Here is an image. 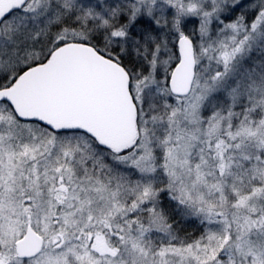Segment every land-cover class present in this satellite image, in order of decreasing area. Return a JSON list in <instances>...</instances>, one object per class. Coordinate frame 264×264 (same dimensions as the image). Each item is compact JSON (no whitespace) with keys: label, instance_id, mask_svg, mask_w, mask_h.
I'll list each match as a JSON object with an SVG mask.
<instances>
[{"label":"rangeland","instance_id":"rangeland-1","mask_svg":"<svg viewBox=\"0 0 264 264\" xmlns=\"http://www.w3.org/2000/svg\"><path fill=\"white\" fill-rule=\"evenodd\" d=\"M97 1L104 13H124L113 31L138 40L130 50L149 64L130 84L138 137L128 150L101 154L84 136L19 122L0 103V264H264V205L255 204L264 197L255 189L264 184V101L258 106L253 95L264 0ZM85 3L28 0L2 21L0 84L18 80L51 48L86 41L82 30L94 16L79 18ZM50 32L52 42L44 41ZM184 35L196 69L179 98L169 81ZM149 93L163 101L157 112ZM172 210L224 232L218 245L175 239ZM28 228L44 247L21 260L15 244ZM153 233L176 245L145 243Z\"/></svg>","mask_w":264,"mask_h":264},{"label":"water","instance_id":"water-1","mask_svg":"<svg viewBox=\"0 0 264 264\" xmlns=\"http://www.w3.org/2000/svg\"><path fill=\"white\" fill-rule=\"evenodd\" d=\"M27 0H0V22ZM179 62L170 75L175 97L187 96L195 77L193 41H177ZM125 69L91 46L70 43L51 59L24 72L10 88L0 90V102L21 122L51 130H80L102 146L124 150L137 138L136 107ZM44 239L32 228L15 244L18 259L30 260L43 250Z\"/></svg>","mask_w":264,"mask_h":264},{"label":"trees","instance_id":"trees-1","mask_svg":"<svg viewBox=\"0 0 264 264\" xmlns=\"http://www.w3.org/2000/svg\"><path fill=\"white\" fill-rule=\"evenodd\" d=\"M78 2H76V4H79ZM85 2L87 4L85 3L86 5H83V7H82L83 9L80 10L81 12L79 11L77 13L79 18L81 19V16L87 12L88 14L94 16L91 18L95 21L97 20V22L99 24L96 25V22H94L92 19L90 21L86 22V24L88 25V28L86 30L81 29L82 33L86 37L85 38L86 41L81 40V41H75V42L89 45L92 47V49H95L99 54H101L102 57L104 56V57H106L112 61H115L119 65H121L125 69V71L127 72L128 76H129L128 78H130V84L132 81L139 80V79H142L145 76H147L150 72V69L148 67L149 64L145 60L141 61V60L137 59L138 57H134L135 55L130 50V48H133V47L136 48L135 47L136 45L139 46V44L137 43L138 40L133 39L132 37H129L131 35L125 36L124 39L118 38L116 36V34L119 31H113V29L115 30V29H118L120 27V26H118L117 21H118L119 16H123L124 13L120 12L116 15H109L110 11L107 10V13H104V12H106V10H104L103 7H101L102 6L101 3L98 2L97 0H85ZM109 3L111 4L110 1H106L105 5L108 9H111L109 7L110 6ZM111 6H112V4H111ZM67 13H69V12L66 11V14ZM98 13L100 14V16H95ZM97 18L99 19V21ZM100 19L102 21H100ZM152 31H155V30L152 29L151 32ZM52 32H54V31L52 30ZM52 32H50V34H48V35H47V33L43 34V40L47 41V42L51 41L53 39L51 36ZM154 33H157V32H154ZM157 34H159V33H157ZM159 36H161V34H159ZM66 44H68V43H63L57 47L51 48L49 50V52L44 54L41 59L37 60L34 65H32L30 67H26L25 70H23V72H21V76L24 74V72L29 70L31 67L41 65V64H45L51 58V56L55 52V50H57L58 48H60L63 45H66ZM150 45H153L154 48L159 47L158 46V45H160L159 38L157 37L155 40H153V43H150ZM170 53L174 54V56H175L174 60H177V55H176L177 50L174 49ZM263 57H264V45L260 48V50H258L257 55H256V58L258 61V66L256 67V72L258 74V80H257V89H256V92H254L255 94H253V95H254L255 101L258 104V106L263 104L262 102L264 101V58ZM160 60H159V64H158L159 72H160L161 67H162ZM175 62L176 61H174V63H172V65H169L170 66L169 70H171L173 68V65H175ZM16 82H17V80L14 79L13 81H10L8 83H1L0 89L9 88V87L13 86L14 83H16ZM130 92H131V88H130ZM131 95H132V99H133L134 97H133L132 92H131ZM155 96L156 95L149 93L146 98L149 99L150 103H154L153 107H151V108H154L153 110L157 112L159 110V107H161L163 105V101L161 99L155 97ZM133 100H134L135 106L137 108L135 99H133ZM5 105H6V103H5ZM6 106H7L8 111L13 115L14 113H13L11 107L9 105H6ZM241 109H242V107H240V105H239V107H237V112L240 113ZM258 113H260L259 110H258ZM13 116L17 120L15 115H13ZM138 118H139L138 117V109H136V127L137 128L140 125ZM36 125H38V124H36ZM42 127L45 128L46 130H48L49 132L54 133V134L55 133L59 134V135L60 134H73V136L82 135L85 137V139L87 138V140H90L91 144H94L95 148L97 147L96 149H99V152L101 154H106L107 152L108 153L116 152V150H112V149H109L107 147L102 146L99 142L96 141L95 138H93L90 134H88L86 132H83L80 130H65V131L55 130L54 131V130L46 128L45 126H42ZM128 148H127V150H128ZM263 188H264V184L260 183V184L256 185L255 189L256 190H262ZM235 191H233V192H235ZM226 194H227L226 195L227 197L232 196V192L230 190ZM228 194H229V196H228ZM258 203H255L256 206L261 207V205H264V197H262L261 200L258 199ZM260 203H261V205H260ZM172 212L175 214V220L177 219L178 221L177 222L175 220L172 221L170 218L167 219V221H168L169 225L171 226V232L175 236V239H183L189 245H191L195 242H200L201 245L205 246V244L208 243V240L210 238H212L211 240L216 239L215 243L218 245V241H217L218 238L221 235H224V232L222 234L219 229H215L214 225H210V227H208V225H206V224L203 225L202 223H200L197 220L185 221V220H183L184 217L179 215V213H175L173 210H172ZM178 225L184 226L183 229L181 228L182 229L181 232H185V233H187V235L186 234H180L181 232L177 231ZM217 233H218V235H217ZM146 240L147 241L145 243H147V244L150 242H153V244L159 243L160 245H162V247H164V246H175L176 245L174 242H168L167 237H164L161 235H155L154 233H153V235H148ZM169 244H171V245H169ZM221 246H222V242H221ZM215 249L219 250L218 247H216Z\"/></svg>","mask_w":264,"mask_h":264}]
</instances>
